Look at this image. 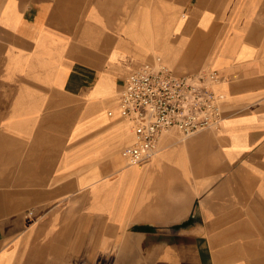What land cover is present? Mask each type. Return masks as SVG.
Masks as SVG:
<instances>
[{"label": "crops", "instance_id": "obj_1", "mask_svg": "<svg viewBox=\"0 0 264 264\" xmlns=\"http://www.w3.org/2000/svg\"><path fill=\"white\" fill-rule=\"evenodd\" d=\"M157 55L224 120L130 164ZM0 264H264V0H0Z\"/></svg>", "mask_w": 264, "mask_h": 264}, {"label": "built area", "instance_id": "obj_2", "mask_svg": "<svg viewBox=\"0 0 264 264\" xmlns=\"http://www.w3.org/2000/svg\"><path fill=\"white\" fill-rule=\"evenodd\" d=\"M219 78L215 68L177 74L161 55L126 75L118 107L135 135L122 150L127 162L151 160L160 150L162 135L172 129L185 136L218 129L224 120L222 95L215 89Z\"/></svg>", "mask_w": 264, "mask_h": 264}]
</instances>
